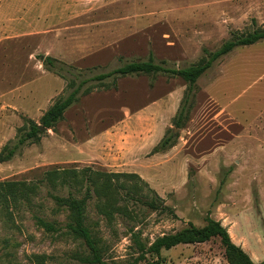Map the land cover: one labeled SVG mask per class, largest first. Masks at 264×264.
Returning <instances> with one entry per match:
<instances>
[{"label":"rangeland","instance_id":"374dc122","mask_svg":"<svg viewBox=\"0 0 264 264\" xmlns=\"http://www.w3.org/2000/svg\"><path fill=\"white\" fill-rule=\"evenodd\" d=\"M257 28L264 29V0H0V150L27 131L25 119L39 124L75 85L45 70L40 56L80 78L147 61L150 54L156 64L181 69L204 59L203 50L214 52L232 35ZM213 65L187 96L181 78L160 73L88 83L89 92L78 95L53 129L0 163V182L34 185L28 200H0V264H88L85 244L66 233L67 209L52 199L70 194L79 200L86 193L84 225L105 264H148L154 257L136 261L140 250L133 235L147 249L189 224L203 227L206 218L219 222L231 242L261 264L264 41L236 48ZM161 99L165 108L141 113ZM128 116L135 127L154 117L146 120L148 133H139L143 146L169 138L188 158L185 179L181 165L171 166L158 191L139 178L104 180L105 174L130 173L77 160L80 143L125 125ZM53 167L75 170L76 176L67 186L50 184L45 173ZM38 220L59 233L45 232ZM161 254L164 264H229L218 238Z\"/></svg>","mask_w":264,"mask_h":264},{"label":"trees","instance_id":"16d2710c","mask_svg":"<svg viewBox=\"0 0 264 264\" xmlns=\"http://www.w3.org/2000/svg\"><path fill=\"white\" fill-rule=\"evenodd\" d=\"M260 41H264V29L257 28L244 35H232L214 52L203 50L205 58L193 66L181 69L167 68L164 64H156L150 54L147 61L129 62L109 72L100 73L89 78H80L72 72L71 69L57 62L53 58L40 56L45 70L52 72L63 79H71V82H75V85L71 87V90L63 99L55 102L41 116L39 124H36L30 119H25L28 127L27 131L16 138L12 143L2 147L0 150V163L10 161L24 145L38 142L44 131L53 129L62 119L65 111L77 102L78 95H85L89 92V89L86 87L88 83H101L110 78L125 77L129 75L160 73L181 78L187 84V96L194 91L198 79L211 69L215 62L228 55L236 48L251 46ZM186 96L185 99L187 98ZM182 113L183 108L181 106L177 112V118L175 120V126L177 128H179ZM172 147L173 144L170 139L165 138L160 140L159 143L152 148L150 154L163 153ZM72 176H76L75 170H68L59 167H53L45 173V179L48 183L53 185L59 184L60 186H67L68 179L72 178ZM104 176L106 178L104 180L117 177L141 179L137 174L133 173H111L105 174ZM33 191L34 185L31 184L26 185L20 182H0V200L2 201L10 199L14 203L19 198L28 200ZM88 198V193L79 200H76L70 194L66 198L56 195L52 196L55 205L67 209L69 213L70 221L65 225L67 229L66 233L74 238L80 239L89 250L90 257L86 258L84 261L88 264H105L99 254L96 241L92 237L88 228L84 225V207ZM147 206L153 210L159 209L155 202H147ZM161 210H166V208H161ZM168 211L171 213V210ZM171 214L173 215V213ZM205 221L206 224L203 227L198 228L193 224H189L178 232L157 237L147 249L144 248L138 238L133 235L134 243L140 250L136 261L144 260L147 255H150L154 258L148 264H164L165 258L161 254L162 250H170L178 245L201 244L208 242L213 238H218L224 250L225 259L229 264H254L239 246L231 242L227 230L219 222L210 218H206ZM38 224L45 232L59 233V228L54 224H49L42 220H38ZM261 264H264V261Z\"/></svg>","mask_w":264,"mask_h":264},{"label":"crops","instance_id":"0c3cea01","mask_svg":"<svg viewBox=\"0 0 264 264\" xmlns=\"http://www.w3.org/2000/svg\"><path fill=\"white\" fill-rule=\"evenodd\" d=\"M166 105L167 101L161 99L145 107L141 113L151 114L154 109H162L165 108ZM175 114L176 113H173L172 116ZM131 117L132 116H128L123 120V123H126L125 125L122 126L121 122L118 128V125H114L80 143L77 146V149H79L77 160L93 161L114 172L137 174L142 180L153 187V189H157L158 191L160 187L158 182H160L162 178H166L165 169H169L171 166L177 167L181 165L182 176L185 179L187 174L184 167L188 163V158L179 154L177 151L178 147H172L163 153L146 156L160 141V138L154 139L148 146H143V142H146V138H142L139 133H148V124L146 120L148 123L153 122L154 117L149 116L148 119L141 121L143 122V124H141L142 127H135L134 120H132ZM144 122L146 125H144ZM126 125L127 129H125L126 127L124 128ZM176 151L177 155L175 154ZM113 159H117V161L113 162Z\"/></svg>","mask_w":264,"mask_h":264},{"label":"water","instance_id":"95a60500","mask_svg":"<svg viewBox=\"0 0 264 264\" xmlns=\"http://www.w3.org/2000/svg\"><path fill=\"white\" fill-rule=\"evenodd\" d=\"M176 131V130H175Z\"/></svg>","mask_w":264,"mask_h":264}]
</instances>
